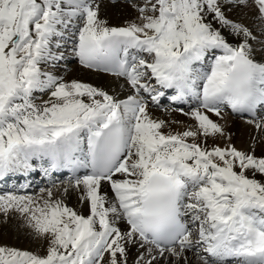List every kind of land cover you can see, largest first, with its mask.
<instances>
[{
	"label": "snow or ice",
	"instance_id": "snow-or-ice-1",
	"mask_svg": "<svg viewBox=\"0 0 264 264\" xmlns=\"http://www.w3.org/2000/svg\"><path fill=\"white\" fill-rule=\"evenodd\" d=\"M129 6L113 26L99 0H0V178L47 184L0 192L42 242L0 243V264H264V0ZM69 57L127 92L67 79Z\"/></svg>",
	"mask_w": 264,
	"mask_h": 264
},
{
	"label": "bare ground",
	"instance_id": "bare-ground-1",
	"mask_svg": "<svg viewBox=\"0 0 264 264\" xmlns=\"http://www.w3.org/2000/svg\"><path fill=\"white\" fill-rule=\"evenodd\" d=\"M100 15L107 19L108 23L113 26H121L125 21L130 20L135 15L134 10L129 6V2L124 0H99ZM231 18L239 19L249 26H255L257 22L252 18L251 11L241 12L237 9H232L229 13ZM69 71L66 75L67 79H80L85 82L93 83L94 85L103 87L110 93H116L123 96L127 92L125 79L112 75L110 73L101 72L95 69H88L81 66L78 59L68 60ZM123 85V87H122ZM44 98H47L46 96ZM172 108H175L171 106ZM150 112L155 117H160L166 120H179L185 123H191L188 117L180 113H167L161 108L149 107ZM227 127L233 133L232 141L238 148H244L250 143V135L254 134V129L240 119L226 111ZM183 130V128H180ZM259 151V149H258ZM39 190H36L38 192ZM67 203L70 206L78 207L76 198L71 197ZM0 243L8 244L9 246L19 247L26 250H36L40 248L41 241L33 233L32 229L25 225L24 220L18 214H10L9 220L5 223L0 216ZM43 249H41L42 251ZM135 249L133 248V255Z\"/></svg>",
	"mask_w": 264,
	"mask_h": 264
},
{
	"label": "rangeland",
	"instance_id": "rangeland-1",
	"mask_svg": "<svg viewBox=\"0 0 264 264\" xmlns=\"http://www.w3.org/2000/svg\"><path fill=\"white\" fill-rule=\"evenodd\" d=\"M22 250H24V249H22Z\"/></svg>",
	"mask_w": 264,
	"mask_h": 264
}]
</instances>
